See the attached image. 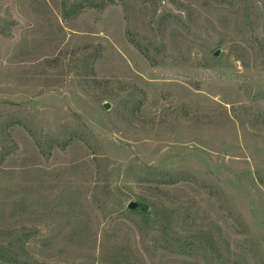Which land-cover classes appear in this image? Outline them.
Instances as JSON below:
<instances>
[{"label":"rangeland","instance_id":"rangeland-1","mask_svg":"<svg viewBox=\"0 0 264 264\" xmlns=\"http://www.w3.org/2000/svg\"><path fill=\"white\" fill-rule=\"evenodd\" d=\"M0 264H264V0H0Z\"/></svg>","mask_w":264,"mask_h":264},{"label":"water","instance_id":"water-1","mask_svg":"<svg viewBox=\"0 0 264 264\" xmlns=\"http://www.w3.org/2000/svg\"><path fill=\"white\" fill-rule=\"evenodd\" d=\"M218 55V52L215 53ZM104 109H109V105L107 103L103 104ZM259 179V175L256 176ZM127 209L132 212H142L145 213L147 211V205L145 202L142 201H130L127 205Z\"/></svg>","mask_w":264,"mask_h":264}]
</instances>
